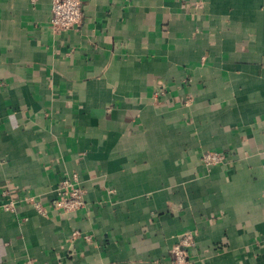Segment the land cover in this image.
I'll use <instances>...</instances> for the list:
<instances>
[{
    "label": "crops",
    "instance_id": "obj_1",
    "mask_svg": "<svg viewBox=\"0 0 264 264\" xmlns=\"http://www.w3.org/2000/svg\"><path fill=\"white\" fill-rule=\"evenodd\" d=\"M82 11L59 33L51 0H0V264H172L186 230L187 264H264V0Z\"/></svg>",
    "mask_w": 264,
    "mask_h": 264
},
{
    "label": "built area",
    "instance_id": "obj_2",
    "mask_svg": "<svg viewBox=\"0 0 264 264\" xmlns=\"http://www.w3.org/2000/svg\"><path fill=\"white\" fill-rule=\"evenodd\" d=\"M83 0H51L52 14L50 18V28L54 32H65L76 28L80 25L83 17L82 11ZM228 160V154L225 151L213 149L202 153V163L211 168L216 165L224 164ZM57 196L53 201V208L64 212H75L76 210L86 206V188L82 187L76 177H65L59 181L57 187ZM35 208L42 214H46L47 210L41 201L30 198ZM12 201L2 205V209L6 211L14 210ZM74 232L73 235H77ZM195 245L194 235L190 230L184 232L183 238L171 248L172 264H187L190 259L189 250ZM27 264H36L32 259ZM61 264V263H46Z\"/></svg>",
    "mask_w": 264,
    "mask_h": 264
}]
</instances>
